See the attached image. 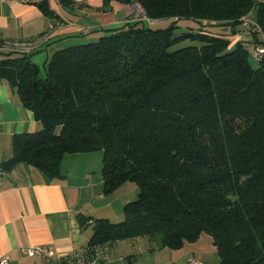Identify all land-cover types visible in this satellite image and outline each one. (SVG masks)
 <instances>
[{
    "label": "trees",
    "instance_id": "obj_1",
    "mask_svg": "<svg viewBox=\"0 0 264 264\" xmlns=\"http://www.w3.org/2000/svg\"><path fill=\"white\" fill-rule=\"evenodd\" d=\"M123 1L147 19L58 49L42 67L2 52L0 79L41 126L12 136L0 170L62 177L64 155L101 151L103 192L132 182L138 193L119 223L79 215L89 253L139 236L177 248L205 233L218 264H264V59L253 67L243 43L264 45V0Z\"/></svg>",
    "mask_w": 264,
    "mask_h": 264
},
{
    "label": "crops",
    "instance_id": "obj_2",
    "mask_svg": "<svg viewBox=\"0 0 264 264\" xmlns=\"http://www.w3.org/2000/svg\"><path fill=\"white\" fill-rule=\"evenodd\" d=\"M135 12L134 4L123 0H71L68 6L61 0L0 2V42H37L30 59L41 66L54 51L94 41L106 29L133 20ZM2 57L4 53L0 52ZM40 126L34 114L21 104L15 88L0 79V163L11 156L14 134L32 132ZM93 155H64L60 165L63 176L56 178L46 179L30 166L19 165L10 172L0 170V258L6 257V264H42L37 258L22 255L20 247H50L56 257L70 256L87 244L91 232L81 226L79 215H88L83 196ZM65 157L72 163H65ZM106 246L99 264H119L106 262Z\"/></svg>",
    "mask_w": 264,
    "mask_h": 264
},
{
    "label": "rangeland",
    "instance_id": "obj_3",
    "mask_svg": "<svg viewBox=\"0 0 264 264\" xmlns=\"http://www.w3.org/2000/svg\"><path fill=\"white\" fill-rule=\"evenodd\" d=\"M249 18L250 20L255 19V11L250 13ZM147 24L151 28L157 29L168 26L169 22L153 20L148 21ZM85 30L88 31V29ZM258 37L261 40V36L258 35ZM253 41L254 38L252 36L243 37V43L249 52V62L253 67H257L258 64L254 58ZM185 44L188 43L185 42L182 45ZM93 154V159L91 160L93 168H91L90 175L86 178L88 186L83 196L84 209H86L88 215L97 218L109 217L112 222L119 223L123 220V216L121 215L118 218L116 216L122 213L125 203L137 197L138 187L135 183L125 182L112 193L105 194L101 177L102 152L94 151ZM68 158L70 157H65L64 162L72 163ZM20 166L24 168L27 165L23 164ZM86 229L91 232L90 226H87ZM104 255L105 251L103 258ZM189 259L197 264H218L219 256L208 234L202 233L193 242L184 241L177 248H156L142 236L132 239H120L106 246V262H119V264H128V262L134 264H187Z\"/></svg>",
    "mask_w": 264,
    "mask_h": 264
},
{
    "label": "built area",
    "instance_id": "obj_4",
    "mask_svg": "<svg viewBox=\"0 0 264 264\" xmlns=\"http://www.w3.org/2000/svg\"><path fill=\"white\" fill-rule=\"evenodd\" d=\"M16 1L22 4L32 3L34 0H0V2ZM135 17L141 19H147L144 10L138 4H134ZM250 21L245 19L244 27L248 29ZM88 31L85 30V33ZM37 46L35 41H4L0 42V52H10L16 54L30 55L33 49ZM254 56L258 60L264 59V45L258 46L254 50ZM19 252L22 255L37 258L42 261V264H99L104 258L102 249H95V252L89 253V249L82 248L81 250L73 253L70 256H56L54 249L46 246H26L20 247ZM8 259L6 257L0 258L1 264H6ZM187 264H197L193 260L189 259Z\"/></svg>",
    "mask_w": 264,
    "mask_h": 264
}]
</instances>
